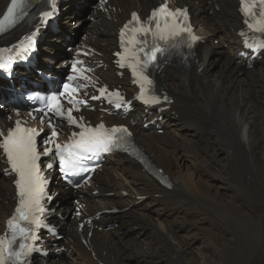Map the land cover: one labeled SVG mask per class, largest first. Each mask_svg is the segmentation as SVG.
Wrapping results in <instances>:
<instances>
[{
  "label": "bare ground",
  "instance_id": "1",
  "mask_svg": "<svg viewBox=\"0 0 264 264\" xmlns=\"http://www.w3.org/2000/svg\"><path fill=\"white\" fill-rule=\"evenodd\" d=\"M157 1L111 0L114 11L103 14L93 10L94 22L90 23L86 40L99 49V59L108 64L106 71L101 70L102 74L115 77L109 62V49L116 42L120 23L134 9L147 13ZM6 2L0 0V13ZM177 2L190 6L193 23L205 36V43L196 47L189 65H167L160 72L158 83L174 102L169 112L160 114L166 115L159 124L171 129L172 125L166 120L173 112L186 123L187 126L181 129L188 127L189 135L183 133L180 136L171 129L162 137L154 126L147 131H141L139 124L135 127L139 143L155 165L168 175L172 190L162 187L129 157L108 160L104 173L94 183L100 194L84 193L88 213L127 207L131 210L115 217L117 229L100 232L93 228L91 238L84 236L85 244L80 241L81 234L74 229L75 220L69 217L66 226L70 240L58 246H66L69 251L37 264H127L125 260L133 255L136 261L144 264H154L153 257L168 264H201L194 257L190 242L197 228L209 222L218 224L220 230L224 227L227 235L223 232L220 235L218 227L213 224L209 226L215 230L214 233L210 232L209 226L200 228L207 237H211L210 245L204 240L205 243L201 242L199 247L205 257L201 253L199 255L207 264H254L258 258L259 252L254 256L253 249L264 242V60L248 69L245 61L237 58L241 45L236 32L241 24L234 0ZM72 18L69 14L66 21ZM213 39L220 41V47L211 43ZM56 41L61 42L57 38ZM44 50L47 51L45 61L54 63V51L50 47H44ZM218 63L220 65L210 73L211 67ZM160 115H144L140 110L132 116L135 119L146 116L147 121H151ZM183 155H190L192 173L180 174L178 157L180 159ZM215 164H218V174L227 179L224 185L227 189L230 187V195H221L217 182L213 181L217 174ZM12 187V178L3 176L0 179V233L15 206ZM56 190L63 192L60 187ZM109 192L114 196L107 197L105 193ZM142 196L151 197L150 202L136 206ZM214 201L223 205L222 211L232 215L234 227L227 228L228 225L225 227V223H221V217H218L221 213L217 212L219 205ZM154 205L152 212L156 213V218L148 213ZM57 209L61 211L64 208L59 206ZM163 211L167 213L159 220L157 217ZM192 211L201 214L202 218L189 220L186 215ZM184 223L190 227L185 228ZM145 231V238L140 241Z\"/></svg>",
  "mask_w": 264,
  "mask_h": 264
},
{
  "label": "snow or ice",
  "instance_id": "2",
  "mask_svg": "<svg viewBox=\"0 0 264 264\" xmlns=\"http://www.w3.org/2000/svg\"><path fill=\"white\" fill-rule=\"evenodd\" d=\"M22 6L23 0H11L8 17H13L15 10ZM51 7L55 10V0H51ZM257 8L260 9L259 12L255 11ZM241 10L246 17H251L254 21L250 23L246 19L245 23L248 27L254 31L264 33V0H241ZM43 15L47 18L52 15V12H44ZM187 20L186 10L177 9L172 11L167 3H164L152 11L147 22H142L140 17L133 13L132 19L121 30V44L125 47V53L129 54L134 61L130 64V67L142 88L145 85L150 86L152 84V80L146 75V69L150 65L156 64L158 54H163L166 51L164 47H161V42L167 44L183 33H187L192 41L199 39L192 35V30L188 26ZM129 33L131 35L126 39V35ZM138 35L143 37V39H138ZM149 36L151 37L150 44ZM136 45H139V47L137 48ZM247 47L264 48V41L255 45L247 44ZM141 54L143 59H141ZM118 55L121 54L118 53ZM125 59H127V56H121V67L124 66L123 61ZM10 62V58L8 61H0V66L7 67ZM72 69L73 72L80 71L77 69L76 64H73ZM81 77L85 80L89 79L83 76L82 73ZM74 78L69 77V80ZM77 91L76 87H70L69 84H65L63 93L52 95L45 101L47 110L45 115H47V112H51L55 117L65 118L70 124L78 125L83 129L79 133L72 134L71 143L62 146L55 141L58 133L53 127L51 136L47 140V143L55 148V156L59 159L61 169L65 173L70 172L72 175L90 171L91 169L82 166V161L86 158V155L88 153L96 155L100 152L110 151L113 146H116L118 139L116 133L122 132L130 135L126 128L108 130L105 129L103 124H100L97 128H90L80 123L72 114L73 108L65 109L60 102V95L68 93L70 97L68 102L74 107L77 104L84 103L83 101L75 100L72 96ZM99 91L101 95H104L107 89L101 88ZM109 95L115 97L118 101H123V97L118 92L110 93ZM98 98L93 97V99ZM141 98L144 99L145 103L160 102L158 97L145 98L142 96ZM116 107H120V103H117ZM76 110L78 111L79 109L77 108ZM41 111L44 110L42 109ZM80 119L82 120L83 118L81 117ZM49 123L51 124V120ZM37 135L38 133L35 129L21 127L19 122H17L15 128L9 130L7 136L0 133V137H2L0 149L3 150L7 157L10 164V172L16 176L14 183L18 190V205L14 214L7 221L8 232L0 236V264H28L27 258L32 252L34 250L39 251V249H34L33 244L29 243V241L37 239L35 229L43 223L40 218L45 212L42 201L47 195L45 191L47 181L42 175L40 164L38 163L41 153L37 150ZM53 147L45 148L44 155H52ZM47 167L52 168L53 165L49 163Z\"/></svg>",
  "mask_w": 264,
  "mask_h": 264
},
{
  "label": "rangeland",
  "instance_id": "3",
  "mask_svg": "<svg viewBox=\"0 0 264 264\" xmlns=\"http://www.w3.org/2000/svg\"><path fill=\"white\" fill-rule=\"evenodd\" d=\"M79 20H81V21H83L84 23H86L87 22V20H85V18L83 17V16H79L78 18H76L75 20H73V21H75V22H78ZM68 25H71V24H69V23H67ZM72 27H74V29L75 30H77V29H80L79 28V26H77V24H75V25H72ZM81 32H86V30H85V27L84 28H82V30H81ZM216 40V41H215ZM215 40H212V44L213 45H215L216 47H220V41L218 40V39H215ZM217 42V43H216ZM217 65H220V63H218V64H215V65H213L212 67H211V71H210V73L213 71V70H215L216 69V67H217ZM256 70V69H255ZM254 70V71H255ZM253 71V70H252ZM209 113H211V112H209ZM171 117H172V119H170V122L172 123H174V129L176 130V132L177 133H175V134H178V133H180V136H181V134H186L187 133V135H189V129H188V127L186 128H183V129H181L182 127H184V126H187L184 122H183V120H181V119H179L177 116H176V114H172L171 115ZM179 119V120H178ZM181 120V121H180ZM180 122L182 123V124H180ZM177 128H179V129H177ZM165 134H167V132H165V133H163V134H160L161 136H164ZM264 146H262V148H263ZM179 157H180V155H179ZM179 157H178V161H179V164H181V167H179L180 168V174L182 175V173H186V172H189V173H192L193 172V168H191L190 167V155L189 156H185V155H183L182 156V158H180L179 159ZM204 159H207V157H205ZM182 161V162H181ZM198 163H200V162H198ZM188 166H187V165ZM187 166V167H186ZM215 166V169H216V172H217V174L216 175H214V180L213 181H215V182H217V187H218V189L220 190V193H221V195H223V196H225V195H230V193H231V189H229L230 187H228V189L225 187V185H224V183H225V181L227 180L226 179V177H223L224 175H219L218 174V171H217V168H218V164H215L214 165ZM191 170H190V169ZM201 170V169H200ZM183 171V172H182ZM203 172V171H202ZM204 172H205V170H204ZM203 172V173H204ZM204 174H208V173H204ZM199 176H200V174H198V178H199ZM218 176H220L219 177V179H218ZM0 177H1V174H0ZM212 177V176H211ZM195 179H197V176H195L194 177ZM201 178H203L202 176H201ZM204 179H205V177H204ZM222 187H221V186ZM231 185V184H230ZM224 186V187H223ZM225 188V189H224ZM223 189V190H222ZM223 193V194H222ZM141 200V201H140ZM138 202H137V205H140V204H148V202H150V200H149V198H147V197H144V198H142V199H140ZM214 203L215 204H217V205H219L218 206V210H217V212L219 211V213H221L220 215L218 214V217H221L220 218V221H221V223L224 225V223H225V227L227 226V228H230V227H234L235 226V222H234V220L235 219H232L231 218V216L232 215H230V214H226L225 212H227L226 210H224V211H222L221 210V208H223V205L222 204H218V203H216L215 201H214ZM155 208V205L154 206H152V208H151V210L150 211H148V213L149 214H152L153 216H155V218H156V213L155 212H152L153 211V209ZM161 209V208H160ZM164 212V213H163ZM157 218L159 219V220H162L163 219V217L164 216H162V215H165L167 212H165V211H163ZM123 212H120V213H116V214H114L113 216H117V215H120V214H122ZM223 214V215H222ZM223 216H225V217H223ZM228 216V217H227ZM186 217L189 219V220H196V218H202V215L201 214H198L197 212H195V211H192L191 213H189L188 215H186ZM205 219H207V217L205 218ZM156 220V219H155ZM233 220V221H232ZM207 221H208V219H207ZM156 222V221H155ZM157 224V223H156ZM211 224H213V226L214 227H218V229H219V231H220V235H221V233L223 232V234L225 235L227 232H226V229L224 228V227H221V229L222 230H220V227L218 226V224H214V222H209V223H207V224H205L204 226H199L198 228H197V230L195 231V233H193L194 234V236H192L193 238H192V241L190 242V249H193V250H191V251H193V255H194V257H195V259H197L198 261H199V263H201V264H207V261L204 259V257H205V254L203 253V249L202 248H199V247H201V242H204L205 243V241L210 245V242L209 241H211V237H207L206 236V234L200 229V228H206L207 226H209V225H211ZM116 225H118L117 223H116ZM184 225V227L185 228H189L190 226H188V224H186V223H184L183 224ZM221 225V224H220ZM222 225V226H223ZM180 225H177V227H179ZM117 227V226H116ZM156 227V226H155ZM209 228L211 229L210 230V232L212 231V233H214L215 232V230L212 228V226H209ZM184 229V228H183ZM157 231H159L158 229H156ZM201 231V232H200ZM200 233H202V234H200ZM192 234V235H193ZM205 234V235H204ZM145 235H146V231H145V233L143 234V235H141V237L139 238V240L140 241H143L144 240V238H145ZM227 235V234H226ZM181 236H183V234H181ZM210 239V240H209ZM205 240V241H204ZM263 244V245H262ZM262 244L261 243H258L255 247H254V249H253V251H254V256H256L257 255V253H258V258L255 260V262H254V264H264V242H262ZM260 245H261V247H260ZM259 246V247H258ZM256 247H258V248H256ZM263 247V250L261 249ZM196 249V250H195ZM199 249V250H198ZM261 249V250H260ZM195 250V251H194ZM261 251V252H260ZM263 252V253H262ZM203 254V256L202 255H199V254ZM261 254V255H260ZM200 256H202V257H200ZM260 256H261V258H260ZM136 259V257L133 255V256H131L130 258H128V259H126L125 261H126V263L127 264H144V263H140V262H138V261H136L135 260ZM154 261H155V263L154 264H168L165 260H163V262L162 261H159V259L157 258V257H153L152 258ZM81 262H77V263H75V264H80ZM82 264V263H81Z\"/></svg>",
  "mask_w": 264,
  "mask_h": 264
}]
</instances>
